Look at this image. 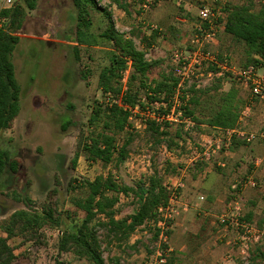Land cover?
I'll return each mask as SVG.
<instances>
[{
    "label": "rangeland",
    "instance_id": "obj_1",
    "mask_svg": "<svg viewBox=\"0 0 264 264\" xmlns=\"http://www.w3.org/2000/svg\"><path fill=\"white\" fill-rule=\"evenodd\" d=\"M121 1L129 4L127 12L112 0H96L99 9L111 13L118 32L129 36L134 30L148 37L151 31H158L150 49L139 39L133 40L138 49L146 50L148 60L158 62L150 77L159 78L162 73L180 76L173 54L194 51V35L206 26L200 18L202 9L215 12L219 6L241 5L247 0ZM250 1L256 9L264 2ZM14 6L23 11L20 29L12 25L8 28L10 34L20 38L11 55L20 101L17 116L8 129L0 131V147L18 167L15 173L6 169L0 176V236H6L5 222L16 211H27L30 217L41 215L44 220L31 223L22 233H19L21 225L16 226V236L8 240L16 257L12 264H91L70 252H59L57 244L61 232L75 229L83 216L72 205L73 199L85 196L83 182L109 173L119 185L132 188L152 175L161 176L173 192L174 200L168 203L171 211L161 209L160 222H147L138 227L126 243L110 241L105 230L100 229L105 264H159L161 255L175 257L176 264H199L201 255H208L206 264L262 263L256 253L258 250L264 253V235L258 243L249 242L245 246L239 239L240 230L218 219L223 214L234 216V211H229L234 199L232 182L252 174L256 185L239 190L238 221H247L264 230V176L258 177L252 170L246 172L254 157L264 158V141L258 137L264 133V97L252 96L248 100L242 80L231 73L225 72L224 79L219 81L208 74L214 70L192 67L177 94L187 99L191 93L189 87L204 90L219 85L220 90H211L202 96L201 105L196 108V117L203 120L217 108L218 95L234 88L244 107L248 105L250 109L244 127L257 135L253 141L234 137L246 145L226 147L228 142L218 131L191 122L183 115L176 116L177 121L168 122L165 128L168 137L156 141L144 124L146 113L156 106L147 104L145 112L132 114L125 132L116 135L118 148L124 140L131 139L125 148L123 163L115 168L114 163L103 165L100 161H89L78 152V147L84 137L98 130L89 126L88 118L96 103L104 105L106 101L97 86L98 74L108 64V45L99 37L105 20L100 11L92 12L89 33L96 43L91 47L76 46V10L71 0H35L32 10L21 0H14ZM202 50L220 57L221 61L227 60L235 71L245 68L243 45L222 29L217 32L214 43L204 44ZM129 72L128 66L123 72L125 86ZM183 104L176 99L177 108ZM160 125L164 127L163 123ZM209 137H218L221 149L208 165L194 159L204 145H209L206 141ZM226 151L237 153L228 157ZM76 152L79 154L75 158ZM219 162L224 167L218 166ZM233 174L237 175L234 179ZM178 182L183 187H178ZM117 197V218L135 211L132 194H117ZM155 227L161 230L157 240L153 237ZM166 232L170 233L168 237ZM207 251L210 252L204 254Z\"/></svg>",
    "mask_w": 264,
    "mask_h": 264
},
{
    "label": "trees",
    "instance_id": "obj_2",
    "mask_svg": "<svg viewBox=\"0 0 264 264\" xmlns=\"http://www.w3.org/2000/svg\"><path fill=\"white\" fill-rule=\"evenodd\" d=\"M21 1L27 9L35 8V0ZM71 1L76 10L74 41L76 46L91 47L96 43L93 35L89 33L93 24L91 13L96 10L101 12L105 20V27L99 33V37L108 45L106 51L108 64L101 68L97 80V86L106 101L104 105L103 102L96 103V107L92 109L88 118L89 126L97 127L98 130L84 137L78 147V152H82L87 160L100 161L103 165L114 163L115 168L123 163L126 158L125 148L131 139L124 140L121 148H118L116 135L125 132L132 114L135 112L143 114L147 104L152 106L156 103L165 104L163 108H152L148 116L146 113L144 120L145 129L154 134L156 141L169 136L165 129L168 127V121H157L156 119L170 112L174 115L178 110L182 111L181 116H187L191 122H197L214 130L237 127L238 117L244 108V103L234 88L231 87L228 91L218 95L217 108L203 120L198 119L195 112L196 108L201 105L202 96L211 90H220L219 85L213 89L204 90L196 89L195 86L189 87L190 96L184 99L183 96L177 94L180 92L181 77L173 73H162L159 78H151V71L158 65V62L148 60L146 50L135 46L133 38L139 39L145 48L150 49L158 35L157 30L151 31L148 37L141 32L136 34L134 30L130 31V35L127 36L115 29L111 13L99 9L96 0ZM112 1L121 10L127 12L129 4L126 1ZM223 11L226 13L224 33L243 45L244 67L259 68L264 64V2L256 9L254 3L247 0L241 5H225ZM22 13V9L18 6L0 13V131L9 128L19 111L20 87L15 79L11 55L20 38L10 34L8 28L12 25L20 29ZM147 40L151 42L146 43ZM217 60L221 61L220 57H217ZM128 66L130 72L126 89L123 90V72ZM204 68L217 70L215 66L209 64ZM218 79L223 80L224 76ZM118 99H120V104L116 102ZM176 99L177 101L182 100L184 104L177 108ZM162 123L164 127L160 125ZM242 145H246L245 141H237L234 138L229 144L233 148ZM17 167V162L11 160L8 153L0 147V176L6 169L15 173ZM83 187L85 196L77 197L72 201L75 210L83 216L75 229H66L61 232L57 248L59 252H70L91 264H105L98 235L100 229L105 230L110 241L118 244L126 243L138 227L147 222L156 224L162 220L160 209L168 205L172 195V191L158 175L145 178L132 188L119 185L109 173L106 177L97 176L91 181L85 180ZM117 194L125 196L132 194L136 205L133 213L122 218L116 217ZM34 216L30 217L27 211L20 210L12 213L5 222L3 232L6 236H0V264H12L16 258L12 247L8 244V240L16 236L14 233L16 226L21 225L19 233H22L31 223L44 220L41 215ZM160 233L161 230L156 228L153 235L154 240H157ZM168 234L170 233L166 232L167 237ZM162 248L166 250V244H163ZM256 257L262 262L259 264H264L262 251L258 250ZM160 260L159 264H176L173 256L161 255Z\"/></svg>",
    "mask_w": 264,
    "mask_h": 264
},
{
    "label": "built area",
    "instance_id": "obj_3",
    "mask_svg": "<svg viewBox=\"0 0 264 264\" xmlns=\"http://www.w3.org/2000/svg\"><path fill=\"white\" fill-rule=\"evenodd\" d=\"M219 3H222L223 0H215ZM14 5V0H0V13L3 10L10 9ZM201 20L205 22L206 26L199 28V33L194 35L193 43L195 45L194 51H189L186 54L184 53H178V51H175L173 54V60L177 63L178 69H180V77L181 82L185 80V76L188 74L187 72L191 71L192 67H195L196 69L204 68L205 65L209 64L216 67V71L209 72L208 74L214 77H222L225 72L231 73L237 77H239L242 80L243 89H246L249 91L250 97L252 96H259L260 98L264 97V64H262L259 68L248 66L243 69H239L238 71H235L232 69L229 65L227 60L224 61H218L217 57L214 56L211 52H206L202 50L203 45L209 42L214 43L217 32L220 29H224L226 17L223 12V7L219 6L215 12L211 11L208 8H204L201 10L200 14ZM225 18V19H224ZM224 19V20H223ZM224 31V30H223ZM184 75H183V74ZM126 89V86L123 84V90ZM118 104H120V99L116 101ZM156 107H164L165 104H155ZM149 114H147L148 116ZM181 116V112L178 110L176 114L173 115V112H170L168 114L161 115L160 118L156 119L158 120H165L170 122L177 121L176 116ZM250 116V109L248 105H246L240 112L238 117V124L237 127L232 129H215L223 135L228 143L226 144V147L229 146L232 138H245L247 142L253 141L257 135L255 133H250L246 131L245 129V123L247 119ZM263 141H264V133H261L258 135ZM209 145H204L202 149L195 154L194 160H200L206 164H210V160L212 159V156L217 153V150H220V139L218 137L215 138H208L206 140ZM254 167L257 168L261 165L260 159L254 160ZM218 166L224 167L223 163H218ZM255 180L253 175L251 174L248 177L245 178H239L235 179L234 182L231 184V195L234 197L233 202L229 205V211H234V217L231 214L230 217L228 214H223L219 217V222L227 225L230 223L232 226H236L238 230H240L239 239L242 242L243 245H247L249 242L252 243H258L262 236L264 235V230L257 229L253 227L249 222H240L238 221V211L240 210L239 203L237 202V199L239 198V190L245 189L246 187H253L255 186ZM178 187H183V184L178 182ZM170 189V188H169ZM174 200V195L172 192L170 201ZM200 200H203V197H200ZM169 206L167 205L165 207V210H169ZM160 211H162L160 209ZM171 211V209L169 210ZM233 216V217H231ZM167 217H171L170 212L168 213ZM236 218V219H234Z\"/></svg>",
    "mask_w": 264,
    "mask_h": 264
},
{
    "label": "crops",
    "instance_id": "obj_4",
    "mask_svg": "<svg viewBox=\"0 0 264 264\" xmlns=\"http://www.w3.org/2000/svg\"><path fill=\"white\" fill-rule=\"evenodd\" d=\"M243 90H245L246 92H247V94H248V97L250 96V93H249V91L248 90H246V89H243ZM253 152V151H252ZM262 151H257V153H261ZM237 152L236 151H226L225 152V156H228V157H231V156H234L235 154H236ZM264 155V154H263ZM255 159H260V161H261V163H262V161L264 160V158H260V157H254L253 159H252V162H251V166H250V169H247V171L246 172H248V170H252L251 172H253L254 174H256V176H264V163H263V165H260V166H258L257 168H255L254 167V160ZM237 175L236 174H233L232 175V177L231 178H235ZM247 188V187H246ZM210 252V251H209ZM208 251H207V253L206 252H204V254H208L209 253ZM207 256L208 255H206L205 257H202V255L200 256V262H199V264H206L205 263V260H207ZM212 256V255H211ZM213 264V263H212Z\"/></svg>",
    "mask_w": 264,
    "mask_h": 264
}]
</instances>
